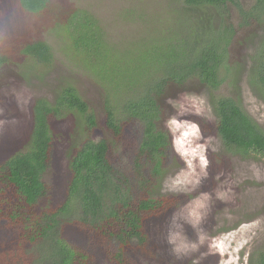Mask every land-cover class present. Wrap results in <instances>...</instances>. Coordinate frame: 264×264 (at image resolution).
<instances>
[{
	"label": "trees",
	"instance_id": "16d2710c",
	"mask_svg": "<svg viewBox=\"0 0 264 264\" xmlns=\"http://www.w3.org/2000/svg\"><path fill=\"white\" fill-rule=\"evenodd\" d=\"M13 2L23 15L49 16L60 51L101 85L102 126L111 137L89 136L96 117L70 82L59 87L52 102H33L27 145L0 161V229L12 233L10 244L26 246L20 255L29 256L28 264H95L91 249L64 239L68 228L89 238L112 264H137L129 252L152 257L149 223L185 200L157 192L172 155L158 104L170 86L191 80L204 86L225 153L264 161L263 129L238 98L219 93L223 84L235 82V64L228 56L237 32L256 27L261 33L247 82L264 102V0H254L249 8L239 0H171L162 29L117 46L87 7H63L52 0ZM141 15L125 12L122 18L134 21ZM11 46H0V67L16 57L24 70L43 75L54 63L55 50L46 40ZM68 115L78 121V137L68 152L62 194L49 204L42 177L55 147L51 126ZM132 122L139 123L142 133L128 175L114 168L110 157L112 143L122 140ZM14 255L0 254V264H20ZM198 264H213V257ZM250 264H264V251L251 255Z\"/></svg>",
	"mask_w": 264,
	"mask_h": 264
},
{
	"label": "rangeland",
	"instance_id": "374dc122",
	"mask_svg": "<svg viewBox=\"0 0 264 264\" xmlns=\"http://www.w3.org/2000/svg\"><path fill=\"white\" fill-rule=\"evenodd\" d=\"M63 7H87L101 21L109 36L119 42L148 36L165 26L171 0H52ZM249 8L254 0H239ZM125 12H142L140 19L122 18ZM50 17L26 16L16 11L13 0H0V46L3 48L35 39L54 48V63L43 75L24 70L15 58L0 67V161L22 151L32 127L33 102L53 101L64 82L72 83L93 111L97 126L89 136L111 139L104 131L103 90L99 83L60 51L50 30ZM256 27L239 30L230 47L229 62L235 64V82L223 84L219 93L238 98L246 113L264 131V102L247 82L254 49ZM258 34V35H257ZM160 127L171 137L172 155L159 195H181L184 202L168 215L149 223L152 257L129 252L137 264H198L208 256L213 264H250L251 255L264 251V161L261 157L241 158L225 153L213 126L216 117L208 92L197 81L181 87L170 86L159 100ZM77 119L68 115L52 124L55 147L42 180L49 187V204L61 196L67 175L68 152L77 139ZM141 126H126L123 138L112 143L110 161L114 168L131 174L133 157L141 140ZM64 239L91 249L95 264H112L103 253L75 230H64ZM12 233L0 229V254L18 253L20 264L29 256L20 255L26 246L9 243ZM4 258V257H2Z\"/></svg>",
	"mask_w": 264,
	"mask_h": 264
}]
</instances>
